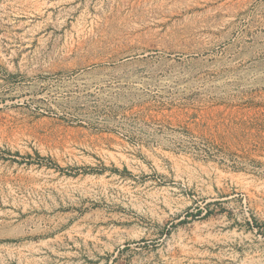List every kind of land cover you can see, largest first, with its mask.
Instances as JSON below:
<instances>
[{"label":"rangeland","instance_id":"obj_1","mask_svg":"<svg viewBox=\"0 0 264 264\" xmlns=\"http://www.w3.org/2000/svg\"><path fill=\"white\" fill-rule=\"evenodd\" d=\"M0 264H264V0H0Z\"/></svg>","mask_w":264,"mask_h":264},{"label":"bare ground","instance_id":"obj_2","mask_svg":"<svg viewBox=\"0 0 264 264\" xmlns=\"http://www.w3.org/2000/svg\"><path fill=\"white\" fill-rule=\"evenodd\" d=\"M71 4V3H70ZM76 4V3H75ZM49 6V5H48ZM61 6V5H60ZM66 6V5H65ZM74 8V7H73ZM77 9V8H76ZM133 50V49H132ZM149 53V52H148ZM141 55V54H140ZM144 55V54H142ZM148 57V56H147ZM121 59V58H120ZM151 60V59H150ZM106 63V62H105ZM99 64V63H98ZM217 225L221 226V227H225L227 225V222H223L222 221V224H218V223H214V222H211V224L208 225V229H214V230H218L220 231L221 229H218L217 228Z\"/></svg>","mask_w":264,"mask_h":264}]
</instances>
